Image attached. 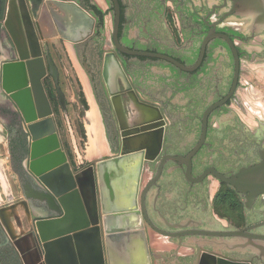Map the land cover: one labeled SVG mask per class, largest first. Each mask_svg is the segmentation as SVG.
<instances>
[{
	"label": "flooded vegetation",
	"instance_id": "flooded-vegetation-1",
	"mask_svg": "<svg viewBox=\"0 0 264 264\" xmlns=\"http://www.w3.org/2000/svg\"><path fill=\"white\" fill-rule=\"evenodd\" d=\"M7 1L1 0V19ZM31 1L29 37L47 62L45 84L54 108L49 61L54 63L55 47L61 46L88 76L110 152L118 148L121 125L139 121L136 109H157L164 120L161 158L149 167L144 185L150 187L148 215L155 229L148 228L158 236L157 231L171 233L169 239L179 248L194 249L195 257L212 251L264 264V194L247 208L250 193L243 196L218 178L233 180L264 161V126L244 121L235 101L244 73L264 67V0H56L79 4L81 12L68 15L54 7L55 0ZM3 28L1 23L0 41L11 54L13 42L7 33V38L1 35ZM111 55L120 70L116 89L105 70ZM10 118L9 125H15L7 138L11 168L34 226L26 199L34 184L27 174L26 140L18 118L12 112ZM176 186L171 195L169 189ZM221 203H228L232 217L218 216ZM211 230L218 235H204ZM237 231L244 236L232 234ZM0 264H24L1 222Z\"/></svg>",
	"mask_w": 264,
	"mask_h": 264
},
{
	"label": "water",
	"instance_id": "water-1",
	"mask_svg": "<svg viewBox=\"0 0 264 264\" xmlns=\"http://www.w3.org/2000/svg\"><path fill=\"white\" fill-rule=\"evenodd\" d=\"M53 5L62 14L81 12L79 4L74 1L55 0ZM33 6L31 0H8L4 16L0 18V24L3 23L13 42V53L1 61L0 89L9 99L11 112L18 118L26 140L27 174L34 182L29 185L32 196L26 199L32 207L34 230L44 262L155 264L163 256L152 251L150 246L147 229L149 226L155 228L148 215L150 187L143 186V183L149 167L161 158L166 141L164 120L157 109H137L139 121L121 125L118 148L88 167L76 170L67 153L53 102L47 95V62L39 44L32 43L29 37V32L34 30ZM90 21L92 24L93 19ZM49 64L53 79L58 81L57 68L52 61ZM114 103L118 112L117 102ZM218 178L234 186L243 196L250 193L247 208H251L254 199L264 194V161L242 170L233 180ZM157 232L174 237L171 233ZM232 234L244 236L239 231ZM204 235L211 237L218 233L211 230ZM174 260L178 262L180 259ZM178 264L252 262L203 251Z\"/></svg>",
	"mask_w": 264,
	"mask_h": 264
},
{
	"label": "rangeland",
	"instance_id": "rangeland-1",
	"mask_svg": "<svg viewBox=\"0 0 264 264\" xmlns=\"http://www.w3.org/2000/svg\"><path fill=\"white\" fill-rule=\"evenodd\" d=\"M97 1L101 2V0ZM3 8L4 5L2 11ZM68 50L72 54L70 46ZM55 53L54 64L57 68L58 81L51 79L49 90L53 96L55 111L69 148L70 157L75 168L79 170L110 155V151L105 139L102 115L85 73L78 66L73 55L71 56L72 60L65 56L61 46L55 47ZM1 54L0 52V59ZM93 101L100 112L99 121L96 119L91 121L90 113L93 111ZM235 101L239 104L240 110L237 109V111L244 121L252 126L257 124L264 126V67H258L257 73L253 75L244 73L242 85ZM7 111L11 115L12 110L0 89V136L2 137L0 144V213L4 211L12 213L11 222L14 234L11 235V238L19 246L24 264H45L32 217L30 212L25 209L24 196L17 176L11 168L10 156L7 151V130L11 118ZM98 145L102 148L100 153L95 152V147ZM213 187L215 191L216 186ZM235 204L237 213L242 215L241 204L238 203V200L235 201ZM218 209L220 211L218 216L222 219L233 216L230 214V208L222 203L218 205ZM157 238L151 235L150 241L153 245H160L162 251H156V253L163 257L155 264L184 263L185 258L188 259L189 256L195 255V251L191 247L184 246L178 253V250H174L173 246L176 243L171 239L166 238L163 243L159 241V237ZM175 258L180 260L177 262L174 260Z\"/></svg>",
	"mask_w": 264,
	"mask_h": 264
},
{
	"label": "bare ground",
	"instance_id": "bare-ground-1",
	"mask_svg": "<svg viewBox=\"0 0 264 264\" xmlns=\"http://www.w3.org/2000/svg\"><path fill=\"white\" fill-rule=\"evenodd\" d=\"M71 33V32H70ZM84 38V37H83ZM85 75V74H84ZM107 76L109 78V81L111 83V86L113 89L117 88V80L120 77V70L119 67L116 63V61L113 59L112 55L109 56L107 58ZM85 79V78H84ZM88 82V81H87ZM120 88V87H119ZM93 104V111L91 109V121H93L94 119H96L97 121H99V110L97 105L95 104V102H92ZM130 105V104H129ZM137 110V109H136ZM132 113V112H131ZM130 114V113H129ZM89 116V117H90ZM95 121V120H94ZM98 134V133H97ZM99 136V135H98ZM98 140V139H97ZM2 142V137L0 136V144ZM96 142V141H95ZM101 142V141H100ZM92 143V142H91ZM97 144V143H96ZM102 148L98 145L95 147V152H102L101 150ZM5 179V178H4ZM6 181V180H5ZM4 184V183H3ZM12 213L8 212V211H4L0 213V220L2 225L6 228L7 232L9 235L14 234V228L11 222V215ZM168 244V243H167Z\"/></svg>",
	"mask_w": 264,
	"mask_h": 264
},
{
	"label": "crops",
	"instance_id": "crops-1",
	"mask_svg": "<svg viewBox=\"0 0 264 264\" xmlns=\"http://www.w3.org/2000/svg\"><path fill=\"white\" fill-rule=\"evenodd\" d=\"M1 35L3 36V37H6L7 38V34H6V31H5V29L3 28L2 29V31H1ZM6 51V50H5ZM4 51V46L2 45V41H0V52L2 53L1 55H2V57H1V59H0V62L1 61H3V60H5V59H8L9 58V56H8V54L6 53ZM76 60V59H75ZM77 62V61H76ZM77 64H78V66L81 68V66L79 65V63L77 62ZM0 67H1V63H0ZM82 69V68H81ZM79 70V69H78ZM83 70V69H82ZM84 72V71H83ZM79 73H80V71H79ZM85 73V72H84ZM86 75V74H85ZM80 77H81V73H80ZM86 78H87V80H88V83H89V86H90V89H91V92L93 93V90H92V87H91V84H90V82H89V79H88V76L86 75ZM0 80H1V76H0ZM81 80H82V77H81ZM82 84H83V81H82ZM83 86H84V84H83ZM85 88V87H84ZM14 132H15V125L14 124H11L9 127H8V130H7V137L8 136H11V135H13L14 134ZM62 133V136H63V140H64V143L66 144V146H67V142H66V140H65V137H64V135H63V132H61ZM67 149H68V151H69V148L67 147ZM7 151H8V147H7ZM9 153V152H8ZM111 154V153H110ZM76 170H78V169H76ZM14 172V171H13ZM145 176H147L146 178H145ZM149 176H150V174L149 173H146L145 175H144V183H143V186L146 184V182H147V180L149 179ZM142 186V187H143ZM177 190H178V187L176 186V187H173V188H170L169 189V193H171V195H173V194H176V192H177ZM148 230V233H149V238H151V235H154L156 238L157 237H159V241L160 242H165L164 241V239H166V238H169L168 236H163L162 234L161 235H156L155 234V232H153L151 229H147ZM11 236V235H10ZM162 238V239H161ZM158 239V238H157ZM150 240V239H149ZM150 246H151V249H152V251H154L155 253H156V251H162L161 250V248H160V245H153L152 243H151V241H150ZM175 248H174V250H178V253L179 252H181L182 251V248H179L178 247V245L177 244H174L173 245ZM156 248V249H155Z\"/></svg>",
	"mask_w": 264,
	"mask_h": 264
},
{
	"label": "trees",
	"instance_id": "trees-1",
	"mask_svg": "<svg viewBox=\"0 0 264 264\" xmlns=\"http://www.w3.org/2000/svg\"><path fill=\"white\" fill-rule=\"evenodd\" d=\"M1 13H2V9H1ZM225 206H227L228 208H230L229 206H228V203H227V205L226 204H224Z\"/></svg>",
	"mask_w": 264,
	"mask_h": 264
}]
</instances>
